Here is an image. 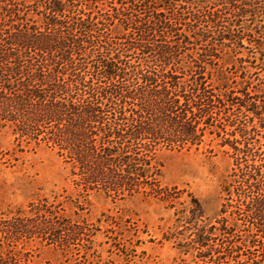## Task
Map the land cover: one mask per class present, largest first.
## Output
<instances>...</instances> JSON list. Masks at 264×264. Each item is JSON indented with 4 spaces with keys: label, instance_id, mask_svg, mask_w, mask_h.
<instances>
[{
    "label": "rangeland",
    "instance_id": "obj_1",
    "mask_svg": "<svg viewBox=\"0 0 264 264\" xmlns=\"http://www.w3.org/2000/svg\"><path fill=\"white\" fill-rule=\"evenodd\" d=\"M60 1L66 20L97 23L98 42L131 74L176 68L180 101L186 97L200 118L203 143L182 150L162 144L130 149L158 169L165 199L148 185L132 194L88 187L58 146L44 139L46 133L21 136L18 122L0 120V264L233 262L219 221L226 216L232 224L236 215L221 210L238 197L228 195L225 185L236 184L231 176L243 177L246 166H259L264 174V0H167L174 7L169 10L160 0ZM50 7L53 0H0V32L43 31ZM94 50L85 43L77 66L92 71L99 54ZM166 52L173 54L174 67L159 58ZM11 81L10 87L17 85ZM9 102L0 93V106ZM245 180L254 190L256 181ZM41 204L52 206L55 215L39 214ZM23 210L29 214L20 217ZM46 221L84 231L75 240L62 231L58 241L42 230ZM18 223L29 234L9 239V228ZM256 244L240 252L248 264L262 258Z\"/></svg>",
    "mask_w": 264,
    "mask_h": 264
},
{
    "label": "trees",
    "instance_id": "obj_2",
    "mask_svg": "<svg viewBox=\"0 0 264 264\" xmlns=\"http://www.w3.org/2000/svg\"><path fill=\"white\" fill-rule=\"evenodd\" d=\"M53 1L52 17L45 21L43 31H18L7 36L0 32V83L8 90L0 93L11 103L0 106V120L18 122L21 136L37 139L46 133L44 139L58 146L60 155L79 169L77 174L88 187L102 186L107 191L132 194L148 185L153 193L165 198L163 188L157 184L158 169L138 157V152L132 155L130 149L139 151L142 145L154 148L162 144L182 150L203 143L200 118L189 109L185 96V101H180L176 68L162 74L156 70L131 74L110 56L106 44L98 42L95 34L101 29L94 20L91 23L90 18L85 19L87 26L81 18L66 20L63 3ZM160 1L169 3L162 4L163 9H174L172 1ZM85 43L99 53L92 71L86 64L77 66V55ZM159 58L174 67L170 52ZM11 79L17 82L14 88L10 87ZM245 169L243 177L231 176L236 184L225 185L228 195L234 191L238 197L236 205L227 202L221 210L222 215L229 211L236 215L232 224L226 216L219 221L222 236L227 239V255L233 260L225 264H248L249 258L240 257L247 243L252 247H257L256 243L262 245V258L252 260L251 264H264V174L256 165ZM247 176L256 181L252 185L254 190L247 184ZM51 208L41 204L36 209L39 214L44 213L42 216H53L56 212ZM27 214L20 211V217ZM47 223L42 230L58 241L63 238L62 231L66 239L77 238L84 231L80 225L56 228ZM25 227L14 224L8 238L20 239L29 234ZM66 239L61 241L62 246Z\"/></svg>",
    "mask_w": 264,
    "mask_h": 264
}]
</instances>
